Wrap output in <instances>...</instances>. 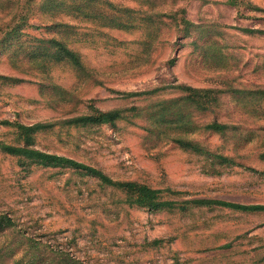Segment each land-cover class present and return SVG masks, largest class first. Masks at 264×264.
Returning <instances> with one entry per match:
<instances>
[{"label":"rangeland","instance_id":"obj_1","mask_svg":"<svg viewBox=\"0 0 264 264\" xmlns=\"http://www.w3.org/2000/svg\"><path fill=\"white\" fill-rule=\"evenodd\" d=\"M85 2L76 0L75 17L51 12L48 0H0V142L19 143L16 123L55 124L92 107L121 111L116 126L55 124L37 134L34 147L113 181L148 185L176 206H131L85 173L0 150V264H264V212L187 203L264 205V0ZM113 15L131 26L112 29ZM52 20L74 27L68 45L83 75L67 65L42 75L27 56L52 36ZM177 85L205 92L212 110L177 106L187 126L158 138L147 113L179 99ZM213 119L231 130L202 133ZM180 134L211 157L166 140Z\"/></svg>","mask_w":264,"mask_h":264},{"label":"trees","instance_id":"obj_2","mask_svg":"<svg viewBox=\"0 0 264 264\" xmlns=\"http://www.w3.org/2000/svg\"><path fill=\"white\" fill-rule=\"evenodd\" d=\"M93 0H87L83 6L91 8ZM50 3L49 9L51 12L60 9V11L67 13L68 15L76 17L80 12L78 11V5L76 0H48ZM48 3V4H49ZM106 5L109 8H113V5L108 1H105ZM91 10V9H90ZM129 10H125L123 13H127ZM90 18L92 16L100 17L96 13L88 15ZM121 18L117 16H112L108 24L112 29H121L127 30L131 24H122ZM53 22L47 28V32L52 36L48 39H41L36 41L34 49L27 55L30 59L34 60L39 66V70L42 72V75L47 74V69L55 65H67L73 71H76L79 74L83 75V65L81 58L78 52L72 50L68 41L70 36L75 35L74 27L65 21L52 20ZM188 25V24H187ZM187 34V33H186ZM150 37V36H149ZM172 63V61H171ZM181 91L182 95L179 99H173L170 101L169 106L166 110L168 111L169 118L165 119L163 117L164 112L162 109L158 110L155 115H150L153 117V127L150 128V131L160 137L164 135L169 137L170 127H185L187 123L183 120V115L177 111V106L183 109L185 107H191L193 110L207 111L212 110V101L205 92H201L192 87L177 85L174 87ZM52 90L57 92V89L53 86ZM152 92H131L129 96H143L153 94ZM204 93V94H203ZM182 111V110H181ZM153 112V111H152ZM163 112V113H162ZM184 113V111H182ZM154 113V112H153ZM122 119V112L118 110L112 111H100L94 107L90 108V112L83 114L81 116H76L69 119L61 120L55 124H63L67 126H98V125H110L116 126V123ZM180 122V123H179ZM179 123V124H178ZM55 124H44L37 123L32 125H23L17 124L14 126L17 131V138L19 143L17 145H6L0 142V150L6 155L18 157L19 159H24L29 161V163L36 164L40 167L57 169L60 168H70L82 173H85L87 176L98 179L99 182L103 185L111 186L112 188L118 189L125 196V202H128L131 206H139L145 208L149 211H163V210H173L176 206L175 202L173 203L170 200L162 198L161 191L153 189L148 185L139 184L138 182H116L106 176L102 170L98 168H93L87 165H84L80 162L75 161L74 159L65 157L59 154H52L42 151L34 147L36 144L37 134L50 129L55 126ZM172 124V125H171ZM202 133L212 132L220 135H225L231 127L226 123L218 122L213 119L209 124L203 125ZM169 143H174L178 147L190 151L199 155H205L206 157H211V152L203 151V148L199 141L184 136L180 134L173 138H166ZM216 159L217 157L213 155ZM220 159L219 163H230L231 160L227 157L217 158ZM216 159V160H217ZM187 203L193 204L196 207H212L213 205L221 206L229 210H233L241 213H252V212H264V205H242L238 203L226 202L222 200H207V199H198L192 200Z\"/></svg>","mask_w":264,"mask_h":264}]
</instances>
